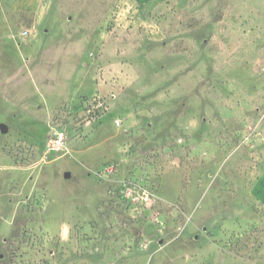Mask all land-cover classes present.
Instances as JSON below:
<instances>
[{"label":"rangeland","instance_id":"374dc122","mask_svg":"<svg viewBox=\"0 0 264 264\" xmlns=\"http://www.w3.org/2000/svg\"><path fill=\"white\" fill-rule=\"evenodd\" d=\"M0 264H264V0H0Z\"/></svg>","mask_w":264,"mask_h":264},{"label":"built area","instance_id":"2783aa9c","mask_svg":"<svg viewBox=\"0 0 264 264\" xmlns=\"http://www.w3.org/2000/svg\"><path fill=\"white\" fill-rule=\"evenodd\" d=\"M69 148V135L63 131L54 132L47 141V150L53 152L65 151Z\"/></svg>","mask_w":264,"mask_h":264},{"label":"water","instance_id":"95a60500","mask_svg":"<svg viewBox=\"0 0 264 264\" xmlns=\"http://www.w3.org/2000/svg\"><path fill=\"white\" fill-rule=\"evenodd\" d=\"M1 130H2L3 132H6V131L8 130V126H7L5 123H2V124H1Z\"/></svg>","mask_w":264,"mask_h":264}]
</instances>
